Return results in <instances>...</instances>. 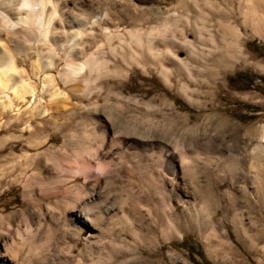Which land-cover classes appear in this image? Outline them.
<instances>
[{
	"label": "rangeland",
	"instance_id": "1",
	"mask_svg": "<svg viewBox=\"0 0 264 264\" xmlns=\"http://www.w3.org/2000/svg\"><path fill=\"white\" fill-rule=\"evenodd\" d=\"M132 3L146 14L159 7L163 22L176 8ZM98 4L116 11L121 2ZM185 5L172 48L184 68L167 55L163 75L131 61L130 78L107 77L120 86L32 122L44 128L38 134L26 132L28 121L7 129L0 118V264H194L186 238L212 264H264V241L254 237V213L264 219V82L229 83L241 71L264 76V55L249 45H264V0ZM34 59L20 66L30 72ZM37 138L44 143L31 145ZM221 154L236 163L225 167ZM84 212L98 215L95 226Z\"/></svg>",
	"mask_w": 264,
	"mask_h": 264
},
{
	"label": "bare ground",
	"instance_id": "2",
	"mask_svg": "<svg viewBox=\"0 0 264 264\" xmlns=\"http://www.w3.org/2000/svg\"><path fill=\"white\" fill-rule=\"evenodd\" d=\"M99 1L73 0L72 7H68L62 0H0V118H6L7 129L28 121L26 132L38 134L44 128L32 126V122L38 118L44 124L52 122L55 116L81 108L84 99L95 101L94 94L101 95L104 87L120 86L121 82L107 77L130 78L131 61L137 62L144 72L152 69L159 75L167 71L164 55L172 58L176 67L186 66L172 50L176 43L174 22L184 18L179 8L186 7L185 0H155L175 5L166 22L161 21L159 7L146 14V10L132 0H117L121 2L120 8L113 11L110 6L99 8ZM254 10L252 7L244 11L245 17ZM33 57L31 71L27 72L20 64ZM62 61L64 65L59 67ZM51 70H56L57 75ZM73 98L80 103L73 102ZM30 143L40 146L44 142L37 138ZM253 158L261 164L258 153L253 152ZM209 159L214 160L211 156ZM219 159L224 161L225 167L236 163L235 158L223 154L215 158ZM41 162L37 161L38 167L42 166ZM188 168L190 170V165ZM202 170L208 169L203 167ZM261 185L264 186V181ZM210 189L205 192L207 199L214 197ZM259 189L263 190L260 199L264 205V189ZM83 214L95 226L98 215L95 218L87 212ZM254 214L258 226L254 237L264 241V219ZM156 216L159 221L167 222L168 217L160 210H156Z\"/></svg>",
	"mask_w": 264,
	"mask_h": 264
},
{
	"label": "trees",
	"instance_id": "3",
	"mask_svg": "<svg viewBox=\"0 0 264 264\" xmlns=\"http://www.w3.org/2000/svg\"><path fill=\"white\" fill-rule=\"evenodd\" d=\"M250 47L259 55H264V45L253 41L249 43ZM253 77L259 78L264 82V76L255 75V73H250L247 71L237 72L229 77L230 84H237V88H245L247 86V81L253 80ZM181 246L189 251V258L194 264H212L206 257L202 250L199 242L186 238L182 241ZM199 257V259H198Z\"/></svg>",
	"mask_w": 264,
	"mask_h": 264
}]
</instances>
